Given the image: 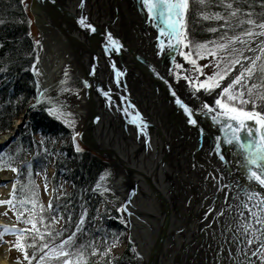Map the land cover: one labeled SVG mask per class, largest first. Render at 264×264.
Segmentation results:
<instances>
[{
  "label": "bare ground",
  "instance_id": "obj_1",
  "mask_svg": "<svg viewBox=\"0 0 264 264\" xmlns=\"http://www.w3.org/2000/svg\"><path fill=\"white\" fill-rule=\"evenodd\" d=\"M30 1L29 12L40 35L32 74L29 70L37 93H52L67 75L80 78L73 128L112 165L115 176L105 185L123 200L133 191L126 205L128 217L122 216L144 264L245 261L238 251L249 250L243 242L244 228L253 226L257 236L264 228L243 207L249 204L253 212L260 211L254 206L259 201L249 202L246 192L252 187L264 196V188L250 185L246 171L238 166L236 153L224 143L223 122H214L215 113L206 115L201 109L202 103L215 108L220 89L211 95L194 92L185 77L196 76L179 54L181 45L170 51L167 35L157 38L166 19L156 12L150 17L143 0ZM262 41L264 36L251 43L252 51L244 53L241 64L222 82L224 87L261 56L247 81L254 84L264 57L258 47ZM176 99L197 114L195 126L187 122ZM247 123L255 128L253 121ZM6 137H0V143ZM14 177L10 170L0 175V192L6 197ZM223 209L229 210L218 216ZM6 221L0 215V223ZM0 264H7L2 256Z\"/></svg>",
  "mask_w": 264,
  "mask_h": 264
},
{
  "label": "trees",
  "instance_id": "obj_2",
  "mask_svg": "<svg viewBox=\"0 0 264 264\" xmlns=\"http://www.w3.org/2000/svg\"><path fill=\"white\" fill-rule=\"evenodd\" d=\"M228 4H231L232 8L226 7ZM204 10L211 12L212 16L219 14L222 20L218 23L214 21L217 25L229 26L239 21L249 24V19L264 23V0H207L203 6L196 0H189L185 27L189 31L188 38L191 42L196 41V37L199 39L203 36L200 30L202 23L199 26L198 16ZM233 11L236 12L235 16L231 15ZM246 13L252 15L248 16ZM209 22L213 23V20ZM28 27L21 0H0V134L9 131L14 119L35 100L36 88L29 70L36 55ZM257 78L256 82L260 81L261 85L264 75ZM260 89L264 91V86ZM253 102L256 108L250 106V109L264 112V100L254 98ZM49 107L50 104L44 102L36 104L31 109L32 112L28 113V124L0 153L3 156L4 170L11 167L17 169L14 172L16 179L7 200H11L12 204L10 206L5 203L11 210L17 226L3 227L4 230H13L5 233H22L23 243L36 244L35 249H25L29 257L35 251L36 259L42 255L39 251L40 245L48 243L50 247L52 243L57 242L53 246H58L75 233L74 246L70 249L66 247V250L73 253V256L69 257L73 264L80 252H83L88 264H139L130 249L118 257L112 255V248L125 239V231L116 212L120 201L105 189L94 188V184L102 175L106 173L105 180H109L111 173L106 172L104 163L86 153L77 152L72 142L59 144L58 140L66 137L69 132L47 113L46 108ZM36 134L42 139L35 140L33 135ZM50 164L53 165V176L48 179L46 172ZM63 175L73 185L72 192L63 193L59 197H55L53 193L49 202L52 207L49 208V204L43 205L41 189L37 184L38 176L43 177L44 186L51 184L57 189L59 179ZM81 209L84 223L80 225V231H77L76 217ZM57 219L62 222L59 229L54 226ZM28 220L37 222L39 231L33 230L31 224L25 223ZM16 243L15 235L12 246L18 249L15 247ZM63 259L65 258H49L43 264H62ZM38 263L41 264L40 261Z\"/></svg>",
  "mask_w": 264,
  "mask_h": 264
},
{
  "label": "snow or ice",
  "instance_id": "obj_3",
  "mask_svg": "<svg viewBox=\"0 0 264 264\" xmlns=\"http://www.w3.org/2000/svg\"><path fill=\"white\" fill-rule=\"evenodd\" d=\"M201 5H205L207 0H199ZM144 5L148 8L149 16L156 12L159 13L163 18L166 19L167 23L165 28L161 29L160 35L163 37L167 35L168 37V47L170 51H176L177 47L183 45L184 48L189 47V43L182 39L181 37L184 33L181 31L183 26L182 17L187 12L189 8V0H143ZM83 7V5H81ZM228 8H232L231 4L226 5ZM231 15L235 16L236 12L233 11ZM246 15L251 16V13H246ZM173 17H176L173 20ZM208 17H205L207 19ZM217 19H221L219 14H217ZM249 24L253 25L254 28H259L262 31L255 32L253 30H248L245 32V35L248 37H261L264 36V23H256L254 20L249 19L247 21ZM81 24H84L85 21L83 18L80 20ZM227 23V22H226ZM88 27H91L90 25ZM95 31V29H92ZM216 31V29H212ZM173 39L175 43H172ZM109 42L113 47L117 46V42L113 40L111 34L108 36ZM239 41L240 43H246L244 40H241L239 37H236L230 40L228 43H222L217 45V49L225 53L224 56H219L218 52L213 49H207L205 45H200L199 48L202 51H198V55L201 59H206L208 56L213 57L216 60L215 68L219 69L214 71L212 75L207 76L203 68L208 67V65L200 66L197 64L195 59H192V53L180 52L179 54L184 58V60L195 68V71L200 74V76H205V79L201 81L199 76L197 77H185L188 85L193 88L194 92L200 93L203 91L207 95H211L216 89H220L218 98L215 99V108H213L208 103H202L201 109L204 114H212V120L214 122L220 123L223 122V130L225 132L224 143L231 147L236 153L237 158H239L240 163L239 167L244 169L247 173V178L250 185L256 184L261 188H264V112L256 110H248L246 107L249 104L252 105L253 109L256 108V104L253 102L254 89H259L264 86V82L261 85L247 83L248 80H251L255 74L256 61L261 59V56H256L255 59H252L251 65L244 68L243 71L239 73L234 79L231 80L226 87L223 86L222 82L228 79L232 71L235 70L236 65L241 64L240 57H243L244 53L240 49L231 48L230 45ZM253 41H248L247 43H252ZM164 42H160L161 49H163ZM260 48L261 54L264 55V41L258 45ZM248 51H252L251 47H248ZM235 54V56L233 55ZM251 59V58H247ZM224 64V67L221 68V64ZM180 67V65H177ZM259 70L264 73V65H261ZM119 75V73L117 74ZM87 86V85H86ZM42 95V94H41ZM172 95L175 97L176 93L173 92ZM257 99L264 100V91L255 93ZM38 103L40 96L37 97ZM175 103L182 108L184 114L187 116V122L193 126L197 124V119L195 118L197 114L193 109L184 105L180 99H176ZM218 110V111H217ZM51 112V110H50ZM248 121H253L255 128L248 125ZM242 133H244L242 135ZM75 141V136L73 137ZM220 145L217 144V148ZM77 152H80L79 147L76 148ZM217 155L220 156L221 160H225L222 152H217ZM3 156L0 155V170L3 169L2 165ZM11 171H17L16 168L11 167ZM215 179V177H213ZM227 187V185H225ZM13 193H15V186H13ZM248 201L258 200L259 202L254 205L259 212H253L249 204H244L243 207L253 216L255 223L264 225V196H261L257 190H254L252 187L246 192ZM227 202V197L225 198ZM0 203H7L11 206L12 201H0ZM52 205L49 204V208ZM229 209H223L218 213V216H223L226 211ZM42 223L43 221H39ZM25 223L31 224L33 230L39 231L37 229V222L32 220L25 221ZM84 223L83 217L81 218L79 224L77 225V231H80V225ZM253 226L249 225L244 228L243 242L249 246V250L245 251L243 247L239 248L238 251L245 257L246 264H255L253 257H256L259 260V264H264V228H261L260 235L257 236L256 231L252 230ZM4 232L13 231L5 229ZM27 231V230H25ZM251 231V237H249V232ZM2 234V233H0ZM17 236V243L15 247L20 249L23 252L24 259L28 261V264H32V260L36 259L35 251L32 253L31 257L25 250L27 247H32L35 249L36 244H25L21 240L22 233H15ZM74 236L75 233L69 236V238L60 245L50 248L48 243H43L39 246V251L44 253L39 257L41 264L46 259H60L61 257L65 258L62 261V264H73V260L69 257L73 256V253L70 250H66V247L70 249L74 246ZM35 239V237H33ZM43 239V237H41ZM254 242L258 243L257 248H252ZM83 247V246H81ZM48 249L47 252L44 250ZM95 255V252H93ZM231 255V253H230ZM245 261H239V264H245ZM75 264H88V261L85 259L83 252H80L76 256Z\"/></svg>",
  "mask_w": 264,
  "mask_h": 264
},
{
  "label": "rangeland",
  "instance_id": "obj_4",
  "mask_svg": "<svg viewBox=\"0 0 264 264\" xmlns=\"http://www.w3.org/2000/svg\"><path fill=\"white\" fill-rule=\"evenodd\" d=\"M21 1H22L23 10L26 14L27 23L29 25V27H28L29 38H30L32 44L34 45V54H35L36 45H37L36 43H37V40L39 38V33H37L35 23L33 22L32 16L29 12V5H30L31 1L30 0H21ZM196 2L198 4H200L199 0H196ZM201 6H203V5H201ZM196 13H195V15H196ZM210 13H207L204 10V12H202L201 15L198 16V20L200 21L199 26L202 23V26H200V30H201V33H203V36H200L199 39H198V37H196V41L195 40H193L192 42L190 41V38H188V32L189 31L187 30V27H185V25H184V30H183L184 35L181 38L185 39L189 43V47L184 48L183 45H181V48H180L181 52L192 53L191 58L195 59L197 61L198 65H200V66L208 65V67L203 68V71L207 76L212 75L214 71H218L219 69L215 68V64L217 61L214 60L213 57L208 56L206 59H201L198 55H196V53L198 51H202V49L199 48L200 45H205L207 49L216 50L218 52L219 56H224L225 53L222 51H219L217 49V45L222 44V43H228L230 40H232L236 37H239L241 40H244L246 43L242 44L239 41H237L236 43L230 45L229 51L231 50V48L234 47L236 49H240L241 51H243V53H245L247 51L248 47H250V45H251V43L249 44L247 42L248 41L254 42L256 39V37L246 36L245 32L248 30H253L255 32L262 31L259 28H254L253 25H251V24H247V23L243 24V21H239V23L229 25V26L222 25V24L217 25V24H215L214 21H217V23H218V21L220 22L222 20V18L217 19L216 18L217 15L212 16L213 14H210ZM186 15H187V12H186ZM205 17H208V18L205 19ZM186 18H187V16H186ZM186 18H185V22H186ZM210 20H213V23H210L209 22ZM212 29H216V31H212ZM233 55L235 56V54H233ZM241 58L242 57H240V59ZM182 59L184 60L183 57H182ZM186 63H188V62H186ZM188 65H189L190 69L194 72L196 77L199 76V79L201 81H203L205 79V76H200V74L195 71V68L193 67V65H191L190 63H188ZM261 65H264V57H263L262 62L259 65V68ZM223 67H224V64L222 63L221 68H223ZM259 68H258V71L255 75V81H254V84H258V85L260 84V81L256 82V80L258 79L257 77L259 75L260 76L264 75V73H262L259 70ZM30 76H31V74H30ZM33 82H34V84L36 83L34 81V78H33ZM35 87H36V84H35ZM81 90H82V86H81L80 78L79 77L76 78V76L73 77V76L67 75V79L63 83L58 85L56 90H54L52 93L51 92L47 93L46 95L41 97L40 98L41 100L39 102H44V103L50 104V107L46 108L47 113L54 120L59 122L69 132V134L66 137H62L58 140L59 144L70 143L73 141V137L75 136V141H77V146H74L75 150L77 147H79L81 149L80 153L81 152L86 153L91 158L94 157L99 162L104 163L105 167L107 168L106 172H110L111 177L109 180H105V177H106V173H105L104 175H102L100 177L99 181L94 184V188L101 189V190L105 189L106 191H108L105 187L102 188L101 184L105 185V183H109L111 180H113V178L115 176V173L113 172L112 167L109 164V161L107 159H105L104 157L102 158L101 156H99L96 152L90 151L85 145L80 143L78 141L79 133H77L76 130H74V128H73L74 125L77 123V120H78L77 115L74 113L73 110L76 108V106L79 105V102L81 100V97H80ZM262 90L263 89H260V88L254 89L253 99L257 98L255 93L261 92ZM36 91H37V89L35 90V94H36ZM35 94H34V98H35ZM34 102H35V100L31 103V105ZM31 105L29 106V108L25 109V111L21 114H24L25 112L27 114L32 112L31 109H33L34 107H31ZM250 106L252 107L251 104H249L247 106H243V107H246L248 110H252V108L250 109ZM50 110H51V112H50ZM20 115L18 117H20ZM27 124L28 123H25V126ZM7 132H4V134H0V137L7 134ZM33 137L35 140L42 139V137L39 136V134L33 135ZM59 144L56 146V150L58 149ZM52 166L53 165L50 164L49 168L46 172V175H48V179L53 176V167ZM7 170L8 169H5L4 171H0V175L1 174L4 175L7 172ZM37 184H38V186H40V189H41L40 197L42 198V203L45 206H48L50 199L52 198L51 196L53 193H55V197H59L63 193L64 194L71 193L72 189H73V185L71 184V182L67 178H65L64 175L60 177L59 187L57 189L53 188V186H51V184L50 185L47 184L46 186H44L42 176H38ZM108 192L110 194H112L115 198L119 199V201H120V206L117 208L116 212H117L118 219L120 220V222L123 226V229L125 231V233H124L125 239L123 238V241L118 246L112 248L113 249L112 255H115L118 257V255H122L125 251L130 249L131 253L135 257V259H137L139 264H144L143 258H141V256L137 255L136 250H135V248H134V246L130 240L129 229H127V225H126V219L124 216H122V211H121L122 199L118 195L113 194L110 191H108ZM7 200H6L5 194L0 192V201L6 202ZM82 214H83V210L81 209V211L78 213V216L76 217L77 220H76L75 226H77L79 224V222L82 218L81 217ZM0 215L3 218H5V220H7L6 222L0 223V225H3L4 227L5 226H17L15 221L12 220L13 216H12L11 210L5 206V203H0ZM54 226L57 229L61 228V226H62L61 220L57 219ZM2 231L3 230L0 229V233H2V234H0V256L5 258V260L7 261V264H28L25 261L23 254L18 249L14 248L12 246L15 239L14 240L11 239L12 236H10L9 234H6L4 231L3 232ZM55 243H57V242L52 243L50 248L56 247V246H53ZM47 251H48V249L47 250L45 249V252H47ZM42 255H44V253H42ZM61 258H63V257H61ZM37 259H38V261H36V259H35L32 261V264H39L38 262L40 260H39V258H37Z\"/></svg>",
  "mask_w": 264,
  "mask_h": 264
},
{
  "label": "water",
  "instance_id": "obj_5",
  "mask_svg": "<svg viewBox=\"0 0 264 264\" xmlns=\"http://www.w3.org/2000/svg\"><path fill=\"white\" fill-rule=\"evenodd\" d=\"M30 6V5H29ZM148 13V12H147ZM149 14V13H148ZM153 14H156L155 12L153 13ZM186 13L183 15V17H182V23H183V26H182V28H181V31L183 32V29H184V24H185V18H186ZM176 19V17H174V20ZM166 25V24H165ZM161 31V28L159 27V32ZM158 37V39L160 40V38H161V36H160V33H159V35H157ZM39 38H40V35H39ZM39 38H38V40H37V45H36V47L38 46V42H39ZM165 40V41H164ZM161 41H164V42H166L167 41V39H166V37H164V38H162V40ZM173 43H175V40L173 39ZM179 47V46H178ZM178 47H177V49H178ZM33 67H34V63H32L31 64V70H30V73L32 74V69H33ZM117 78L118 77H115V79H114V83H115V85H118V80H117ZM39 95H38V93L36 92V96H35V102L31 105V107H35V105L38 103V100H37V97H38ZM40 98H41V96H40ZM41 100V99H40ZM39 100V101H40ZM30 107V108H31ZM19 118H21V123H20V125H18V126H12L11 127V129H10V131L9 132H7V134H5L4 136H7L5 139H4V141L3 142H1L0 143V152H3L4 151V148L7 146V145H9V143L11 142V141H13L18 135H19V133H20V130L25 126V123H27L28 121H27V118H28V114L25 112L24 114H22ZM129 122L131 123V125H133V126H137V122H136V120L135 119H130L129 120ZM4 136H2V137H4ZM78 141L80 142V143H82L83 145H85L90 151H94V152H96L99 156H101L102 158L103 157H105V155H104V153L103 154H101L100 152L101 151H98V149L97 148H95V146L93 145V144H91L90 142H88V141H86V139L84 140V138L82 137V133H80V135L78 136ZM72 143H73V145L74 146H77V141H72ZM110 164V163H109ZM110 166H112L111 164H110ZM12 182H13V180H12ZM11 182V183H12ZM102 188H106L108 191H110V192H112L111 191V189L109 188V186L108 185H102L101 186ZM258 188H260L261 189V187H259L258 186ZM113 193V192H112ZM113 194H115V193H113ZM133 191L132 190H130L129 191V195L127 196V199H124L123 200V198H121L120 196V198L122 199V207H121V211H122V214H125V215H127V210H126V205H127V202H128V200H129V198L130 197H132L133 196ZM116 195H118V194H116ZM127 217H128V215H127Z\"/></svg>",
  "mask_w": 264,
  "mask_h": 264
}]
</instances>
